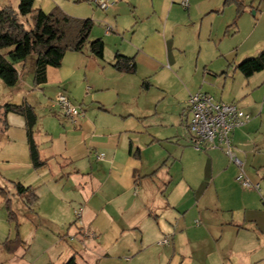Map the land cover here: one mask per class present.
Returning <instances> with one entry per match:
<instances>
[{
  "label": "crops",
  "instance_id": "obj_1",
  "mask_svg": "<svg viewBox=\"0 0 264 264\" xmlns=\"http://www.w3.org/2000/svg\"><path fill=\"white\" fill-rule=\"evenodd\" d=\"M182 1L116 0L108 10H96L95 5L85 16L95 23L93 38L105 41L104 58H97L88 49L68 51L61 66L48 68L46 83L35 85L50 100L49 115L54 123H70L64 110L54 105L61 91L86 112L73 130L63 131L58 139L51 138L49 151L39 148L42 160L47 161L40 169L33 166L27 135L29 158L24 157L28 162L23 163L37 171L62 156L61 168L72 170L69 178L76 177L81 185L91 181V187L95 182L96 190L82 186L87 213L82 221L74 222L79 224L76 235L82 234L85 240L96 234L93 254L87 256L95 264H111L116 258L113 254L120 251L137 255L152 248L159 234L163 238L172 236L169 244L172 241L175 255L177 227L187 237L196 230L209 236L221 232L223 244L208 253L214 258L210 264H264V103L252 100L242 104L236 96L212 95L259 115L234 130L232 142L247 176L261 182V191L242 187L238 165L222 149L197 151L184 123L190 118L191 95L217 94L222 75L237 76L235 66L241 62L237 60L244 43L233 47L235 51L221 52L218 63L213 57L203 56L204 40H212L216 27L220 38L226 36L235 21L237 5L225 4L226 0H189L185 8ZM108 26L113 28L109 33ZM242 26L240 20L236 32H241ZM253 39L252 45L242 51L243 56L258 54L255 52L264 48V35ZM117 54L134 58L136 72L118 71L114 67ZM35 66L36 59L18 63L16 85L23 83L21 78L28 67L35 78ZM146 80L148 88L142 85ZM224 82L227 84V77ZM26 102L36 112V106ZM156 115L163 124L154 129L148 122ZM59 139H63V145L57 148ZM100 153L103 159L97 157ZM78 158L83 159L82 167L74 166ZM178 158L182 174L176 185ZM81 170L90 172L82 174ZM183 183V189L176 192ZM204 186L211 191L207 189L202 196L198 192ZM59 196L55 202L61 208L64 198ZM187 202V212L176 217V209L185 208ZM196 217L201 219L192 227L191 220ZM176 219L177 226L169 224ZM163 238L159 236L158 245ZM194 248L189 264L196 261ZM191 251L187 249L189 254Z\"/></svg>",
  "mask_w": 264,
  "mask_h": 264
},
{
  "label": "rangeland",
  "instance_id": "obj_2",
  "mask_svg": "<svg viewBox=\"0 0 264 264\" xmlns=\"http://www.w3.org/2000/svg\"><path fill=\"white\" fill-rule=\"evenodd\" d=\"M19 2L20 0H0V8L5 6L17 8ZM243 4L244 12L239 17L237 24L230 26L226 36L220 38V35H217L216 27L212 40H208V38L204 40L203 56L213 57V60L218 63L221 60V57L219 58L221 52L229 53L231 50L235 51L233 49L242 43H244V46L240 51L241 56L239 55L237 61H243L257 55L253 53L243 56L242 51L252 45L255 40L253 37L257 38L260 35H264V0H243ZM56 5L60 6L67 14L79 18L90 17L85 15L89 14L95 6V4L91 5L87 0H36L35 3L36 8H42L46 12L53 9ZM95 9L98 10L97 6ZM240 20H243V30L236 32V26ZM91 37L93 38L94 36ZM34 59H36V56L30 55L28 57L29 63ZM231 62L232 60H230ZM222 76V82L217 86L219 92L217 94L211 92V95L215 97L219 95L220 97L224 94L225 98L236 96L242 104L252 100L260 101L261 104L264 103V72L256 73L252 78H246L239 71L237 76L234 77L232 73H229V76L225 74ZM225 77H227V84H224ZM21 80L23 83H20V85L8 86L0 78V108L8 103L20 105L26 101L35 105L36 113L38 114L35 139L41 150L49 151L53 144L51 138L54 136L55 139H58V137H62L63 131L73 130L74 125H78L84 120L86 112L78 124H74L71 121L68 124L60 122L56 124L52 120L51 115H49L50 100H47L43 92L35 86L34 73L30 67H28ZM77 105L80 107L79 104ZM82 109L84 110V108ZM254 113L252 114L253 118L259 117V115ZM8 115L7 123L9 126L7 129H5L3 122H0V190L6 189L13 201V209L18 215V230L24 241V245L14 254L6 252L1 246V243L7 238H14L17 230L16 222L9 221L7 209L1 203L0 197V264H64L73 256L76 257L79 264H95L92 260L93 258H88L87 256L93 254L91 247L94 246L93 243L96 239L90 236V239L85 240L82 234L76 235L79 232V224L74 223L80 219L76 215L75 210L81 207L85 208V200L80 190L84 188L88 190L91 187V181L83 184L84 187L79 183L80 180L75 179L76 177L69 178L70 175L68 173L72 170H66L65 167L63 168L64 170L61 168L63 164L62 156L56 157L48 167L37 171L23 163L28 162V159L25 160L24 157L29 158L26 119L15 113ZM162 124L161 118L157 115L150 117L148 122V126H152L154 129L160 128ZM45 129H49L50 131L46 132ZM58 145H63V139L56 141L57 148L59 147ZM234 151L242 159L235 147ZM100 154H97V157ZM179 162V158L176 159V185L182 174V167L178 170ZM74 166L82 167L83 159L78 158ZM244 169L247 171L246 168ZM81 171L82 174L90 172V170ZM56 174H58V178H53ZM14 182H21L26 186L32 185L33 188L37 189L40 198L32 208L28 207L17 195L13 187ZM93 182L94 180L92 184ZM182 186H184V183L178 187L176 192H180L183 189ZM93 187L94 190L97 189L95 182L91 188ZM207 189L211 191L206 186L201 188V190L199 188L198 194L200 193L203 196L206 194ZM56 196L64 198L61 208L55 202ZM187 204L188 202L184 206L186 209L182 207L176 209V217L180 218L187 212ZM86 213V210H84L83 219ZM200 219L196 217L195 221L194 219L193 222L191 220V226L195 227V222H199ZM174 221H171L169 224L173 223V225L177 226V219L176 222ZM167 229L170 233L174 232V229L170 227ZM159 236L163 238L161 234L155 237L152 248H145L144 251L139 252L137 255L131 254L129 251H120L119 254H113L116 258L111 260V264H189L188 258L192 255L191 250L193 247H195L193 256L196 260L195 264L198 263L197 261L203 264H210L214 258L208 256V253L212 249L220 247L223 244L222 239H224L221 232L215 235L210 234L209 236V234L197 230L190 231V235L187 237L182 232V229H178L177 227L176 237H174L176 238V254L174 255L175 250L172 241L168 245H158L157 239ZM107 237L108 234L104 235V238ZM146 246L147 242L144 243V247ZM187 249H190L191 254L187 252ZM126 257L130 259L127 260ZM215 259L217 262L219 261L217 256H215ZM109 263V261H105V264Z\"/></svg>",
  "mask_w": 264,
  "mask_h": 264
},
{
  "label": "trees",
  "instance_id": "obj_3",
  "mask_svg": "<svg viewBox=\"0 0 264 264\" xmlns=\"http://www.w3.org/2000/svg\"><path fill=\"white\" fill-rule=\"evenodd\" d=\"M235 2L237 15L233 25L237 24L244 12L243 0H226L225 4ZM36 0H20L17 8L5 6L0 8V78L8 86H15L19 79L16 65L26 62L30 55L36 56L34 84L40 86L47 81L49 67H59L68 51L81 52L88 49L97 58L103 59L105 41L103 38H92L94 21L91 18H79L67 14L56 5L46 12L35 7ZM114 67L124 73H135L134 58L117 54ZM235 68L246 78L264 72V48L255 56L239 62ZM148 88V81L143 82ZM9 113L25 117L28 131L30 155L35 169L44 167L47 161L42 160L38 144L34 138V127L37 115L33 106L27 104H5L0 108V122L5 129L9 126ZM13 187L23 202L32 208L39 199L36 188L14 182ZM1 203L8 212L9 221L16 222V236L7 238L1 245L10 253H16L24 241L19 233L18 215L13 209V201L6 189L0 190ZM64 264H79L75 256Z\"/></svg>",
  "mask_w": 264,
  "mask_h": 264
},
{
  "label": "built area",
  "instance_id": "obj_4",
  "mask_svg": "<svg viewBox=\"0 0 264 264\" xmlns=\"http://www.w3.org/2000/svg\"><path fill=\"white\" fill-rule=\"evenodd\" d=\"M101 10H108L116 4V0H89ZM182 5L187 8L189 0H183ZM113 28L108 26L107 33ZM190 118L186 119L185 127L188 132L189 141L197 151L207 148H220L239 167L238 180L245 190L261 191V182H253L244 169V162L240 159L233 147L232 132L249 123L253 116L242 109L236 103H226L215 99L206 92H198L190 96L188 100ZM56 107L64 110L69 120L78 124L85 115V111L75 105L65 92H59L54 101ZM99 159L104 154L98 155ZM76 215L82 221L84 208L75 210ZM92 235L97 237L96 234ZM170 237L167 236L159 241L160 245H168Z\"/></svg>",
  "mask_w": 264,
  "mask_h": 264
}]
</instances>
